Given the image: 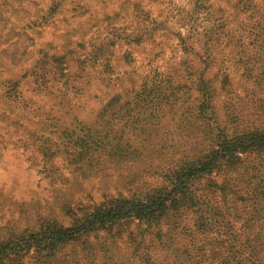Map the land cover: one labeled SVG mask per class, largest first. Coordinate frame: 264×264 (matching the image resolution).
<instances>
[{
    "label": "rangeland",
    "instance_id": "374dc122",
    "mask_svg": "<svg viewBox=\"0 0 264 264\" xmlns=\"http://www.w3.org/2000/svg\"><path fill=\"white\" fill-rule=\"evenodd\" d=\"M83 1L89 16L76 18L70 11L71 5L66 3L59 14L47 18L44 24L41 18L44 19L49 0H0V237L12 230L35 231L41 220L56 221L67 227L72 222L67 210L73 216H81L111 199L143 195L162 185L165 168L190 150L188 146L194 142L188 123L186 127L181 126L182 120L177 113L173 114L175 111L158 117L141 116L140 111L139 118L155 124L151 126V135L145 144L150 146L149 152L143 151L132 161H103L99 164L101 169L99 167L100 170L90 176L81 175L66 165L62 156L43 158L36 146L40 144L41 136L61 142L57 140V133L67 128L66 125L95 122L99 108L111 95L119 93L130 97L132 92L138 91L144 78L148 79L146 82L165 85L168 80H156V72L166 73L177 65L183 68L186 63L197 66L193 56H185L180 51L177 33L191 35L194 41L202 43L214 28L217 29L215 33L222 37L219 47L222 51L215 52L217 60L216 64H211V71H215L217 65L227 68L229 82L236 92L235 99H240L239 105L243 108L242 121L264 122V115L252 116L257 99L264 106V79L246 78L260 74V64H248L244 68L236 63L246 56H264V45L258 46L264 40V34L256 37L258 30L251 29L255 20H245L243 16L230 19L235 14L232 2L129 0L131 4L138 2L143 10H150L151 16L166 28L163 32L158 31L153 41L136 47L123 39L136 22L132 12L127 14L124 9L120 10L118 0ZM259 2L264 8V0ZM131 7L129 5V11ZM114 14L119 15L114 17ZM105 15L110 18L103 19ZM226 18L230 19L228 28H216ZM228 29L234 33L229 45H235V48L223 46ZM114 36L117 37L115 45L107 50L110 69H105L102 59L94 64L89 62L94 40H112ZM63 46L70 52L65 61L71 77L50 87L46 95L32 92L29 76L32 61L42 50L61 53ZM199 56L204 58L205 55L199 53ZM83 57L86 60L80 67L78 59ZM8 81L19 82L18 97L7 95ZM177 81L185 82L186 87L179 90V96L186 98L193 80H171L175 84ZM150 97L154 98V94ZM25 116L29 117L30 127L44 128L37 134V142L31 141L27 146L16 144L17 140L22 142L27 138ZM152 149L154 151L150 152ZM155 150L160 154L156 155ZM242 199L236 207L225 206L228 215L236 214L239 218L228 231L222 229L216 233L212 230L204 234L193 227L195 216L187 213L161 225V240L154 237L156 229L146 230L136 222L119 228L117 236L118 230L114 228L112 238L102 234L97 241L90 238L88 242L103 246L97 247L94 264H230L228 257L237 259L244 252L247 254L252 245L248 238L259 233L256 241L264 243V233L259 230L264 228V193L257 199L251 196ZM212 221L219 224L216 219ZM141 237L143 243L137 246ZM200 246L203 250H199ZM79 250V244H72L61 251V256H68L73 262L80 258ZM80 261L79 264H88L89 260Z\"/></svg>",
    "mask_w": 264,
    "mask_h": 264
},
{
    "label": "trees",
    "instance_id": "16d2710c",
    "mask_svg": "<svg viewBox=\"0 0 264 264\" xmlns=\"http://www.w3.org/2000/svg\"><path fill=\"white\" fill-rule=\"evenodd\" d=\"M223 1L233 3L235 14L230 19L243 16L245 20H255L251 29L258 30L257 38L263 36L264 8L259 0ZM66 3L71 5L70 11L75 13L76 18H83L87 14L89 16L87 4L83 0H49L44 19L41 18L44 22L41 19L40 21L45 24L47 18L59 14ZM118 4L120 10L124 9L127 14L132 12L136 21L127 37H123L127 39V43L138 47L153 41L159 34L158 31L166 30L151 16L150 10H143L138 2L131 4L129 0H118ZM129 5L132 6L130 11ZM118 15L114 14V17ZM109 18L110 15L103 16V19ZM230 19L226 18L224 23L216 28L226 30ZM30 25L29 23L28 26ZM216 30L214 28V32H210L202 43L194 41L191 35L176 34L180 51L185 56H193L197 66L186 63L183 68L182 65L179 68L177 65L166 73L156 72V80H168L165 85L155 81L149 83L145 81L148 79L144 78L138 91L132 92L130 97L119 93L111 95L99 108L95 122L87 125L82 122L66 125L67 128L57 133V140L61 142H52L51 138L41 136L40 144L36 146L43 158L62 156L66 165L81 175L90 176L101 169L99 164H103V161H132L140 157L143 151H148L150 146L146 147L145 144L151 135V126L155 124L139 118L140 111L141 116L150 114L152 117L175 111L173 114L177 113L182 120L181 126L186 127L188 123L190 138L194 142L188 146L190 150L183 152L180 158L171 161L165 168L162 173V185L144 192L143 195L111 199L81 216H73L67 210L69 218H72L67 227L56 221L41 220L35 231H8L0 237V264H79L80 259L89 260L88 264H94L97 247L103 246L88 242L90 238L97 241L101 234L112 238L114 228L118 230L136 222L146 230L156 229L154 237L161 240V225L164 226L171 218H180L187 213L195 216L193 227L204 234L212 230L216 233L222 229L228 231L235 226L233 222H237L239 218L236 214L231 217L225 212L226 204L236 207L239 202H243L244 196L257 199L264 193V122L242 121L243 108L239 105L240 99H235L236 92L229 82L227 68L217 65L215 71H211L217 60L215 52L222 45V37L215 33ZM232 36L234 33H230L229 29L225 31V49L235 48V45H229ZM116 40V36L112 40H94L89 62L94 64L102 59L105 61V69H110L107 50L114 47ZM263 45L264 40L258 46L261 48ZM68 51L67 47L63 46L61 53L48 49L39 52L29 70L32 92L46 95L50 87L62 83L64 78L71 77L65 61L66 55L70 54ZM199 53H203L204 58H201ZM249 57L240 58L236 63L244 68L248 64L259 63L261 73L256 74L254 78L248 76L247 80L264 79V56ZM85 60L84 57L78 59L80 67ZM200 64L203 66L200 67ZM249 73L252 75V70ZM171 80H193L186 98L179 96V90L186 87L185 82L177 81L175 84ZM6 85L7 95L11 98L19 96V82L8 81ZM153 94L154 98L150 97ZM260 103L257 99L252 114L256 118L264 115V106ZM25 120L28 121L24 128L27 138L22 142L17 140L16 144L27 146L31 145V141L37 142L36 136L44 128L30 127L28 116H25ZM52 148L56 151H51ZM160 151L155 150V154H160ZM215 219L219 224L213 223L212 220ZM259 230L264 233V228L260 227ZM119 233L118 230L115 235ZM258 236L259 233L248 238L249 244L252 245L248 247L247 254L244 252L237 259L230 256L229 263L264 264V243L256 241ZM142 243L143 237L136 245L141 246ZM72 244L80 246V258L73 262L68 260V256H61V251ZM199 250H203V246H200ZM144 255L150 258L148 254Z\"/></svg>",
    "mask_w": 264,
    "mask_h": 264
}]
</instances>
